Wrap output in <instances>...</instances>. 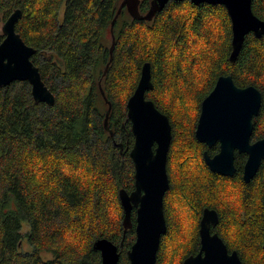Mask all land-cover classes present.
Here are the masks:
<instances>
[{
  "label": "trees",
  "instance_id": "trees-1",
  "mask_svg": "<svg viewBox=\"0 0 264 264\" xmlns=\"http://www.w3.org/2000/svg\"><path fill=\"white\" fill-rule=\"evenodd\" d=\"M121 2L0 0V26L21 11L16 33L35 50L31 61L55 98L51 106L36 104L27 82L0 89V264H101L92 249L100 238L118 248V264H128L135 224L124 231L118 198L119 190L133 189L126 102L146 62L153 85L146 99L172 129L171 195L194 218L204 206L216 209V231L227 247L243 264H264V162L248 184L238 173L218 180L203 166V146L193 135L202 100L218 77L231 75L237 87L261 93L252 139L264 138V36L248 35L230 63L231 24L223 6L170 2L147 21L124 8L118 13ZM150 2L141 0V15ZM251 10L264 20V0H251ZM230 181L240 182L235 203L225 194ZM24 225L26 253L18 251ZM180 229L170 215L156 264H180ZM42 253L52 257L44 260Z\"/></svg>",
  "mask_w": 264,
  "mask_h": 264
},
{
  "label": "water",
  "instance_id": "water-1",
  "mask_svg": "<svg viewBox=\"0 0 264 264\" xmlns=\"http://www.w3.org/2000/svg\"><path fill=\"white\" fill-rule=\"evenodd\" d=\"M184 0H151L144 15L138 13L139 0H122L119 11L126 6L127 13L138 20H151L168 2ZM193 5L223 6L231 24V52L229 62L234 63L245 38L264 36V20L251 10V0H189ZM21 18L19 9L13 10L0 26V89L13 82H27L31 97L36 104H54L52 92L43 82L31 57L35 50L27 46L16 33L15 26ZM113 45V39H112ZM153 88L149 63L141 66L137 85L126 102V119L130 122L133 145L129 152L134 166V190L121 189L118 198L124 212V231L131 227L130 215L136 207L135 241L127 252L128 264H156L162 235L166 232L163 217V196L168 189L166 161L172 129L169 119L149 99L146 92ZM261 93L254 86L237 87L231 75L217 78L213 89L202 100L195 137L209 147L220 142V153L213 159L204 154L210 169L223 175L235 171L234 150L247 153L243 170L245 182L252 180L264 160V138L249 143L252 138L253 119L261 108ZM110 111L108 107L107 115ZM106 115V117H107ZM214 219L213 212H205L202 221V249L204 256L189 257L184 264H242L237 254H227L223 242L217 236H209L207 222ZM215 223V222H214ZM92 249L99 253L101 264H118V248L105 238L96 239Z\"/></svg>",
  "mask_w": 264,
  "mask_h": 264
},
{
  "label": "flooded vegetation",
  "instance_id": "flooded-vegetation-1",
  "mask_svg": "<svg viewBox=\"0 0 264 264\" xmlns=\"http://www.w3.org/2000/svg\"><path fill=\"white\" fill-rule=\"evenodd\" d=\"M140 3H141V0H139V4H138V13L139 14H140V11H139ZM168 3H170V2H168ZM124 9L127 12L126 6H124ZM63 11H64V7H63ZM196 126H197V123H196ZM196 126H195L194 132H193L195 139H196V137H195ZM257 140H259V139H257ZM196 141L203 146L201 149V152H200L201 161L203 163V166L207 169L208 172L213 174L216 179L218 178V180H221L220 178H222V179L232 180L234 178V176L238 173L240 175L239 181H242L245 184H248L251 181L250 180L249 182H245L244 177H243L244 166H245V163L248 159L247 153H244V152L239 153L237 150H234V152H233V154H234L233 165H234L235 171L232 175H223V174L212 171L204 159L205 153L208 155V157L210 159H213L216 155H218L220 153V142L217 141L216 143H214L212 146L209 147L205 143L199 142L197 139H196ZM255 141L256 140H253L251 138L249 143H253ZM169 150H170V148H169ZM237 162L241 163V165H240L241 169L238 168L239 165L237 166ZM263 162H264V160L262 161V163ZM262 163H261V165H262ZM261 165H260V167H261ZM260 167H259V169H260ZM259 169H258V171H259ZM166 174H167V178H168V189L166 190V192L163 196V202H162L163 217H164V221H165L166 231H167V226H168V218L170 217V215L172 216V214H173V216L176 217V219L178 220V223L180 224V227H181L180 236H181V244H182V247H181L182 248V255H181L182 258H181L180 264H184V261L189 257H195L199 254L201 255V257L204 256V253L201 251V249H202V235H201L202 226H201V224H202V221L205 217V212H213L214 213V219H212V217H209L208 222H207V230H208L209 236L211 237V236L215 235L218 238H220L226 247L227 254L231 255L233 252H235L237 254L239 260L243 264L239 254L235 250L229 249L226 245L225 240L216 231V228L219 224V219H220L219 213L217 212L216 209H214L211 206H204V207H202V209L199 212V214L197 215V217L194 218L193 213L187 208V206H185L182 203V201L178 200L177 198H174L171 195L169 188H170L172 179H171V175H170L169 169H168V155H167V161H166ZM229 183L232 185L227 187V190L233 191L231 194L232 197L229 198V200L232 203H235L237 200L236 186L239 185L240 182L230 181ZM133 190H134V179H133V189L130 191H127V193H130ZM168 197L170 198L169 201H168ZM165 201H166V208H164L165 207ZM262 205L264 207V195L262 197ZM136 209H137L136 207H133L131 210V215H130L131 226H133V224L136 223L135 222ZM121 210H122V208H121ZM123 217H124V212L122 210V219H123ZM134 232H135V225H134ZM165 234H166V232H165ZM165 234L162 235V237L165 236ZM162 237H161V239H162Z\"/></svg>",
  "mask_w": 264,
  "mask_h": 264
},
{
  "label": "rangeland",
  "instance_id": "rangeland-1",
  "mask_svg": "<svg viewBox=\"0 0 264 264\" xmlns=\"http://www.w3.org/2000/svg\"><path fill=\"white\" fill-rule=\"evenodd\" d=\"M62 17H63V6H61L59 8V11H58V20L61 21L62 20ZM100 109H101V112H104L106 107L104 106H100ZM105 113V112H104ZM200 113V111H199ZM199 117V116H198ZM198 121V120H197ZM232 190H226V193L225 194H232ZM237 196V195H236ZM21 241H20V245L18 247V251L19 252H22V253H26V252H30L31 251V247L29 246L26 238L24 237L26 235V233L28 232V228L26 225H24L21 229ZM41 257L44 259V260H47V259H50L52 256L47 254V253H42L41 254Z\"/></svg>",
  "mask_w": 264,
  "mask_h": 264
}]
</instances>
